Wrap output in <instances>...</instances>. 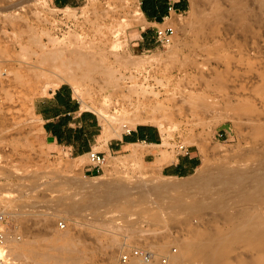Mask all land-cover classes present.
I'll use <instances>...</instances> for the list:
<instances>
[{"label":"rangeland","instance_id":"rangeland-1","mask_svg":"<svg viewBox=\"0 0 264 264\" xmlns=\"http://www.w3.org/2000/svg\"><path fill=\"white\" fill-rule=\"evenodd\" d=\"M189 2L187 11L170 20L176 29L171 44L135 49L140 0H82L61 8L53 0H0V208L21 230L22 243L43 244L54 255L69 241L76 260L51 258L49 264H120L121 253L134 247L152 251L155 264H202L200 258L177 262L174 256L198 235L245 230L243 217L230 216L241 208L253 207L264 218V0ZM61 43L90 47L97 67L87 75L76 67L77 79L42 74L41 67L51 66L43 56ZM63 83L99 114L107 141L127 128L153 124L164 148L174 154L180 143L193 147L200 166L188 176H165L141 152L105 154L99 144L96 151L105 162L96 175L85 173L82 159L50 150L34 110L36 99ZM232 173L246 181L237 183ZM199 174L214 179L206 189L196 180ZM168 180L198 181L187 190L203 205L170 209L175 203L169 198L138 191ZM123 187L133 189L130 198L91 203L92 193L103 202ZM238 187L248 201L240 200ZM232 236L222 264H264V246ZM13 258L16 264H36L30 257ZM135 259L128 264H147Z\"/></svg>","mask_w":264,"mask_h":264},{"label":"crops","instance_id":"crops-1","mask_svg":"<svg viewBox=\"0 0 264 264\" xmlns=\"http://www.w3.org/2000/svg\"><path fill=\"white\" fill-rule=\"evenodd\" d=\"M82 0H53L58 7L78 6ZM189 0H140L141 26L134 36L133 48L151 49L157 46V27L170 26L176 15L188 10ZM35 114L42 125V136L53 152H62L74 158L85 157V173L96 175L101 169L91 165L89 152L100 144L102 152H132L143 154L147 163L157 167L161 174L184 177L194 173L201 164L199 152L191 147L189 153L164 148V137L153 124H140L124 131L121 136L103 142L104 128L99 114L83 105L69 83H63L48 94L36 99Z\"/></svg>","mask_w":264,"mask_h":264},{"label":"bare ground","instance_id":"bare-ground-1","mask_svg":"<svg viewBox=\"0 0 264 264\" xmlns=\"http://www.w3.org/2000/svg\"><path fill=\"white\" fill-rule=\"evenodd\" d=\"M70 8V7H69ZM72 44V43H71ZM88 48V49H87ZM90 53H91V49L90 47H87V46H83L81 44H78V45H74L72 47H69L68 45H66L65 43H61L59 45H56V47L51 50L49 53L45 54L43 56V62H51V66L48 67V66H44V67H41L40 69V72L42 74H45V75H49L51 73H55L57 75H59V77H61V75H63V73H66V76L68 79H77L79 78V74L75 71V68L76 67H84V71H85V75L89 74L91 71H93L96 67H97V63H95L96 60L93 61V59L91 58L90 56ZM38 66V65H37ZM40 67V66H39ZM66 79L65 76H62L61 77V80H64ZM101 116L102 117H105V118H108L109 115L102 111L100 112ZM112 117V116H111ZM143 120V119H142ZM125 127L127 125H124ZM127 130H129V128H127ZM117 136H121L120 133L117 134ZM107 135L104 131L103 133V140L104 141H107L106 139ZM137 150L136 149H133V151L131 152L132 154H134ZM80 160L82 159V161H84V158L83 156L81 157H78ZM260 159V158H259ZM263 161V160H262ZM81 164V162H79ZM261 163V162H260ZM82 165V164H81ZM260 165V164H259ZM258 167V166H257ZM256 167V168H257ZM244 168V167H243ZM242 167L239 168V169H243ZM248 168V167H247ZM247 168H245L247 170ZM232 169V168H231ZM254 169V168H253ZM259 169V168H257ZM261 169V168H260ZM216 170V169H215ZM227 170V169H226ZM202 171V170H201ZM243 171V170H241ZM211 172V171H210ZM239 172V171H237ZM245 172V171H244ZM243 172H241L242 174ZM247 173V171H246ZM245 173V174H246ZM249 173V172H248ZM256 173V177L258 175H260V173L257 174ZM253 173V176L250 177L252 175L248 176L252 179L256 178L254 176ZM264 172H262V175ZM228 174V173H227ZM241 174H236L238 177L242 176ZM243 174V175H245ZM204 174H199V177L196 178V180L199 179V185L201 184L200 188L203 190V189H206L207 187H209V185L212 183V181L214 180L212 177L210 179H208L207 177L205 178V176H203ZM209 175V174H208ZM233 175V173H232ZM240 175V176H239ZM245 175V176H247ZM220 179H221V176L224 177V174H220ZM227 176V175H226ZM247 176V177H248ZM217 177H218V174H217ZM223 183H225L226 181L224 180L225 177L223 178ZM228 177V176H227ZM231 179H236V181L239 179L235 178V174L233 176H229ZM243 177V176H242ZM247 177H244L243 179L245 180ZM259 179H260V176H258ZM257 177V178H258ZM241 178V177H240ZM249 178V180H251ZM261 178H264V177H261ZM174 179V178H173ZM173 179H171L173 181ZM176 181H177V178H175ZM174 179V180H175ZM179 179V178H178ZM213 179V180H212ZM231 179L228 180L226 179L227 181H230L231 182ZM248 179V178H247ZM171 180L169 181H164V182H151L148 184H145V185H142L141 187V190H138L139 192H142V194L144 195H149L150 193H153L156 195V193L158 194L157 197L158 198H161V199H164V198H169L170 201H173L175 204L171 203V204H168L169 205V208L172 209L173 206L175 205V207H181V208H187L186 205L188 204H191L193 205L194 207L197 206L199 207L198 205H203V202L195 196V194L191 193L189 190H187L188 188H190V185L191 183H198V181H195V180H192V182H187V183H184V184H181V183H178V182H171ZM232 180V182H233ZM262 180L263 182V179H260V181ZM153 181V180H152ZM185 181V180H184ZM218 181V180H217ZM225 181V182H224ZM235 181V180H234ZM239 181V180H238ZM237 181V183H238ZM241 184H243L244 182H242V178H241ZM239 181V182H240ZM255 181V179L253 180V182ZM257 181H259L257 179ZM229 182V184H230ZM252 183V181H249V183ZM260 182V183H262ZM147 183V182H146ZM228 184V182H226ZM235 183V182H234ZM248 183V182H247ZM255 183V182H254ZM264 183V182H263ZM17 184V183H16ZM23 184V183H22ZM38 184V183H37ZM51 184V183H50ZM57 184V183H56ZM99 184V183H98ZM222 184V183H221ZM240 184V183H239ZM53 185V184H52ZM100 185V184H99ZM220 185V184H219ZM247 185V184H245ZM251 185V184H250ZM254 185V184H253ZM257 186H260L258 184H256ZM27 186V185H26ZM50 186V185H49ZM87 186V185H86ZM239 186V185H238ZM242 187V185H240ZM255 186V185H254ZM256 186V187H257ZM264 186V185H263ZM262 186V187H263ZM33 187V186H32ZM88 187V186H87ZM237 187V186H236ZM235 187V189H236ZM241 187L239 188V194L242 192V189ZM16 188V187H15ZM84 188V187H83ZM82 188V189H83ZM100 188V187H99ZM237 188V189H238ZM243 189L244 188H247L246 186L245 187H242ZM180 189H185L186 191H180ZM194 189V188H193ZM192 189V190H193ZM234 189V190H235ZM241 189V190H240ZM248 189V188H247ZM250 189V188H249ZM248 189V190H249ZM261 189V188H260ZM86 190V189H85ZM113 190V189H112ZM191 190V191H192ZM212 190V189H211ZM254 190V188H253ZM252 190V191H253ZM262 190H264V187L262 188ZM63 191V189L61 190ZM80 191V190H79ZM93 191V190H92ZM196 191V190H195ZM208 191V190H207ZM228 191V190H227ZM247 191V190H245ZM251 191V192H252ZM257 190L255 189V192ZM112 192V191H110ZM133 189L131 188H127V187H123L120 191L118 190H114L112 192L111 195H107L106 199L103 198V202H101V194H95V193H92L95 195V197H91L92 199V202L94 205L96 204H99L101 203V205L103 206L104 204L102 203H105L107 204L108 201L112 202V200H114V197L116 196L117 199L118 197H124V198H120L118 201L124 199L125 198H130V196L133 194ZM244 192V191H243ZM250 192V193H251ZM259 192V191H258ZM257 192V193H258ZM73 193V192H72ZM71 193V194H72ZM76 193V192H75ZM79 193V192H78ZM245 193V192H244ZM248 193V191H247ZM253 193V192H252ZM255 193L254 196L260 194L261 192H259L258 194ZM91 194V193H90ZM104 194V193H103ZM242 194V193H241ZM240 194V196H241ZM75 195V194H74ZM148 195H147V198H148ZM220 195V194H219ZM244 195V194H242ZM261 195V194H260ZM259 195V196H260ZM8 196V195H6ZM106 196V195H105ZM225 196V195H223ZM253 196V195H252ZM75 197V196H73ZM104 197V195H103ZM186 197H190L192 198L191 201L189 200H186L187 198ZM242 197V196H241ZM249 197L248 195H244L243 199H240L242 202L243 201H248L249 200ZM257 197V196H256ZM62 198V197H61ZM76 198V197H75ZM78 198V197H77ZM146 198V196H145ZM150 198V197H149ZM64 199V196L63 198ZM90 199V198H89ZM142 200H145L143 199V197L141 198ZM219 199V198H218ZM75 200V199H74ZM139 200V199H138ZM147 200V199H146ZM212 200H216V198L213 197ZM211 200V201H212ZM100 201V202H99ZM115 201V200H114ZM135 201V199L133 200ZM137 201V200H136ZM140 201V200H139ZM150 201V200H148ZM206 201V200H205ZM60 202V201H59ZM58 202V203H59ZM69 202V201H68ZM73 202V201H72ZM239 202V201H238ZM253 202V201H252ZM250 202V203H252ZM88 203V202H87ZM109 203V202H108ZM114 203V202H113ZM134 202L132 201H128V205H133ZM151 203V202H150ZM207 203V202H206ZM236 204H238L237 202H235ZM240 203V202H239ZM249 203V204H250ZM257 203V202H256ZM45 204V203H44ZM51 205H53L52 203H50ZM77 204V203H75ZM79 204V203H78ZM154 204V203H153ZM61 205V204H60ZM127 205V206H128ZM207 205H210V204H207ZM255 205V204H254ZM35 206V205H34ZM39 206V205H37ZM57 205H54V206H51V207H55ZM157 206V205H156ZM50 207V206H49ZM48 207V208H49ZM68 207V206H67ZM70 208L72 206H69ZM68 207V208H69ZM73 207H76V206H73ZM98 207V206H97ZM172 207V208H171ZM174 207V208H175ZM189 207V205H188ZM192 207V206H191ZM196 207V208H197ZM249 207V205H248ZM36 208V207H35ZM56 208V207H55ZM53 208V209H55ZM108 208V207H107ZM190 208V207H189ZM228 208V206H227ZM67 209V208H66ZM160 209V208H159ZM229 209V208H228ZM258 209V208H257ZM58 210V209H57ZM117 210V209H115ZM192 210V209H190ZM261 210V209H260ZM263 210V208H262ZM253 211V207H249V208H241L236 214H231L230 216H240L241 219L242 217L244 218L243 221L246 222L245 226V230H240L236 233H233L231 234L229 232V234L227 232L223 233V234H220L218 237L214 236V237H203V236H200L198 235L196 238H194L193 240L187 242L184 244V246L181 247V250L179 251V253H176L175 254V261L177 262H180L183 258L185 257H196V258H200V260L202 261V264H222L224 261H223V255L225 254L226 250H227V241L229 240V238L232 237H238V239H248L250 241H258L262 246H264V218L262 217L261 213L260 215L259 214H256L252 212ZM96 212V211H95ZM177 212V211H176ZM260 212V211H259ZM100 213V212H99ZM107 213V212H106ZM113 213V212H112ZM238 214V215H237ZM101 215V214H100ZM129 215V214H128ZM132 215V214H131ZM137 215V214H136ZM138 216V215H137ZM230 216H229V219H230ZM235 216V217H236ZM134 217V216H133ZM234 218V217H233ZM231 218V219H233ZM154 220V219H153ZM234 220V219H233ZM232 220V221H233ZM250 220V221H249ZM239 222H241V220H238ZM134 223V222H133ZM243 223V222H241ZM243 226L242 229L245 227ZM230 235V237H229ZM65 238H61V241H63ZM66 245V246H65ZM165 245V244H164ZM63 246L61 249H60V253H57V254H54L52 255L51 253L47 252L45 250V246L43 244L41 245H34L32 244L31 242H25V243H22L21 240H16V241H13L11 243V250H12V253L14 254V256L18 259H27V258H31L33 259V261L36 263V264H49L48 261L53 258V259H56L58 261H63V260H68V258L72 259V260H76V255H74L72 253V248L69 246V241L64 244V245H61ZM175 252H173L174 254ZM17 259V260H18ZM133 259H135L133 257ZM139 259V258H138ZM179 259V261L177 260ZM136 260V259H135ZM140 261V259H139ZM143 261V260H142ZM25 261H23L24 263ZM145 262V261H143ZM73 263V262H72ZM156 262L155 261H151V262H147V264H155ZM26 264V263H25ZM177 264V263H176Z\"/></svg>","mask_w":264,"mask_h":264},{"label":"built area","instance_id":"built-area-1","mask_svg":"<svg viewBox=\"0 0 264 264\" xmlns=\"http://www.w3.org/2000/svg\"><path fill=\"white\" fill-rule=\"evenodd\" d=\"M176 29L173 25L165 27H157L155 31V38L158 44L169 45L173 42ZM128 131H131L129 129ZM180 151L189 153L191 147L180 143L177 147ZM89 159L91 165L96 169H101L105 156L96 150L89 152ZM61 227L66 226L65 221H59ZM21 230L17 224L11 219L9 211L0 208V264H16L11 250V243L16 240H21ZM139 258L145 262H151L155 258V254L144 247H134L129 251H123L120 255V264H128L133 258ZM167 257H163V262H167Z\"/></svg>","mask_w":264,"mask_h":264}]
</instances>
